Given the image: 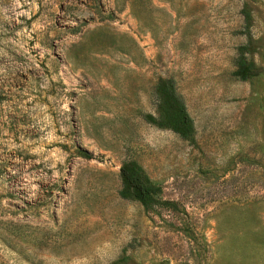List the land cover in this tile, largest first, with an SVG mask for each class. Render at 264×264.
<instances>
[{
    "label": "rangeland",
    "instance_id": "rangeland-1",
    "mask_svg": "<svg viewBox=\"0 0 264 264\" xmlns=\"http://www.w3.org/2000/svg\"><path fill=\"white\" fill-rule=\"evenodd\" d=\"M246 41L258 73L241 80ZM158 77L190 137L143 119ZM126 159L154 206L117 195ZM122 255L264 264V0H0V264Z\"/></svg>",
    "mask_w": 264,
    "mask_h": 264
},
{
    "label": "trees",
    "instance_id": "trees-1",
    "mask_svg": "<svg viewBox=\"0 0 264 264\" xmlns=\"http://www.w3.org/2000/svg\"><path fill=\"white\" fill-rule=\"evenodd\" d=\"M246 27L244 33L249 34V11H242ZM240 31V32H241ZM254 51L250 41L240 44L235 49V70L233 74L244 80L258 73V68L251 61L246 60V54ZM156 113H144L143 119L159 128H166L177 134L180 138H188L193 133L192 119L179 95L175 91L174 81L170 77H158L154 84ZM78 154L90 158L91 154L78 149ZM119 188L117 195L123 199L138 202L144 208H150L157 203L160 187L153 183L143 168L133 159L121 161L118 167ZM111 264H130L127 256L122 255Z\"/></svg>",
    "mask_w": 264,
    "mask_h": 264
}]
</instances>
